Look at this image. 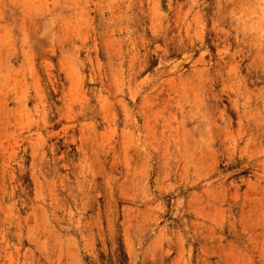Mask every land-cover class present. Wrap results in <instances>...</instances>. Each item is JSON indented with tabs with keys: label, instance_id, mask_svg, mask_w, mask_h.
<instances>
[{
	"label": "rangeland",
	"instance_id": "1",
	"mask_svg": "<svg viewBox=\"0 0 264 264\" xmlns=\"http://www.w3.org/2000/svg\"><path fill=\"white\" fill-rule=\"evenodd\" d=\"M0 264H264V0H0Z\"/></svg>",
	"mask_w": 264,
	"mask_h": 264
}]
</instances>
